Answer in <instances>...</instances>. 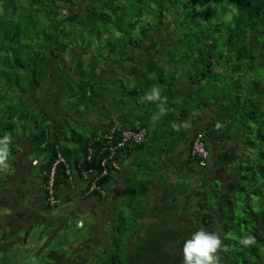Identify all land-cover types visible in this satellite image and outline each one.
<instances>
[{"label":"trees","instance_id":"obj_1","mask_svg":"<svg viewBox=\"0 0 264 264\" xmlns=\"http://www.w3.org/2000/svg\"><path fill=\"white\" fill-rule=\"evenodd\" d=\"M76 28L80 31L76 35L80 37L79 57L72 62L69 76L76 84V105L92 104L94 90L102 87L96 81V55L84 45L87 36L110 37L113 41L107 42L108 52L114 54L126 45L142 49L144 42L161 29L162 40L171 43L161 51V67L154 56L159 52L156 43L148 53L141 52L140 56L146 58L141 65L147 74L160 72L161 84L173 79L170 68L175 67L186 74L194 103L215 106L212 128L218 124V129L198 133L203 134L207 151L208 138L234 141L217 155L216 163L235 178L223 193L217 194L212 188L211 195L201 193L196 204L188 205L189 200L183 209L187 213L193 210L190 220L174 223L168 219L157 227L140 226L131 234L134 236L122 238V245L120 238H108L105 254L75 253L72 247L69 257L61 251L50 253L46 256L49 260L44 256L42 264H81L83 260L84 264H182L180 249L184 240L201 228L220 237L218 264H260L264 252V46L257 39H264V0H0V121L7 126L0 135L7 133L14 138L11 131L16 130V124L28 133L34 131L26 144L33 156L30 163L23 161L21 155L20 160L15 158L17 150L10 139V157L6 158V166H0V172L8 168L15 177L14 173L8 174L7 180L0 183V191L33 178L39 188L37 204L42 211L59 208L65 201L62 195L77 188V200L93 198L94 204L106 206L110 203V173L117 171L111 169L110 163H117L128 147H140L146 142H128L118 147L121 130L129 128L116 123L102 134L92 132L85 137L66 118L58 124L46 119L48 105L56 101L49 89L43 90L45 79L49 80L46 77L50 62L65 61L64 55L69 56L75 49L72 44L76 43V36L70 31ZM87 52L90 54L85 69L79 58ZM57 68L62 77L64 70L60 64ZM131 70L146 76L138 67ZM60 79L67 81L65 77ZM33 89L39 90L40 96L33 97ZM31 102L44 103L41 112L30 107ZM113 125L119 129L108 140L105 137ZM68 131L72 134L67 135ZM21 143L26 140L23 138ZM103 160L107 172L101 176ZM20 166L23 171L26 169L25 173L20 172ZM88 169L92 173H87ZM29 173L31 177L26 175ZM17 192L13 190L6 199L19 201ZM31 194L28 192L29 197ZM71 195L66 196L65 205L72 201ZM216 195H220L214 206L217 222L207 213ZM61 208L60 214L75 216L73 209ZM147 216L141 212L138 218L147 223L143 220ZM31 221L43 220L33 217ZM113 222L118 234L126 230L121 214ZM79 239L69 240L77 243ZM246 239L250 242L244 243ZM31 261L27 259L26 264Z\"/></svg>","mask_w":264,"mask_h":264},{"label":"crops","instance_id":"obj_2","mask_svg":"<svg viewBox=\"0 0 264 264\" xmlns=\"http://www.w3.org/2000/svg\"><path fill=\"white\" fill-rule=\"evenodd\" d=\"M161 33L162 30L158 29L153 39L145 41L140 50L126 45L119 53L111 54L108 52L109 43H106L104 46L105 56L102 55L103 52L99 53L88 40L85 42V47H89L90 51L96 55L94 57L97 58L98 65L95 71L97 73L96 81L102 84L100 89L94 90L92 104L76 105L72 103L74 100L73 89L76 88V84L69 76L72 71V62L79 57L78 43V48L72 49L69 56L65 57V61H58L56 64L50 62L46 77L49 80L45 79L44 82V92L49 89L52 93L50 95L53 97L59 94L55 103L48 105L47 109L48 118L46 119L52 124H58L63 118H66L69 122H73V127L88 129L87 137L92 132L102 134L111 123L129 129L139 126L146 129L144 145L128 147L129 149L123 152L117 160L119 169L110 173L108 194L113 207L112 215L116 212L119 200L127 199L129 196L134 200H139L142 204L150 205L151 202H154L163 208L171 205L184 211L183 208L189 200L191 201L188 205L196 204L198 196L201 193L211 195L212 188L217 194L218 192L223 193L235 178L227 168H219L216 163L217 155L231 147L233 140L206 139L209 159L205 168L197 167L189 157L190 144L196 133L218 129V124L212 128L215 106H198L194 103L193 97L189 95L191 88L186 74L175 67H169L172 70L173 79H167L163 84L160 82V72L147 74L144 71L145 67L141 65V62L145 63L146 58L140 56L141 52L148 53L151 45L158 44L159 52L154 56L156 60H159L161 67V51L171 45L169 41L162 40ZM89 54L87 52L79 58L85 69H87L85 66L89 61ZM65 62L66 68L64 67ZM59 64H62L64 68H62L64 70L62 77H65L68 82L65 80L63 82L60 79L62 77L57 70ZM168 66L169 64L166 63L165 67ZM134 67H138L142 73H146V76H138V73L131 70ZM117 74H120V77ZM50 86L51 88H49ZM154 86L159 88L160 98L157 101H149L145 99V93H149ZM54 88L55 92L52 91ZM30 92L35 98L40 96L39 90L33 89ZM161 102L165 109L163 112H160L158 107ZM8 105L10 106V103ZM42 105L44 103H30V107L33 106L38 112H41ZM154 115L157 116L155 120H153ZM75 116H78L82 121L75 120ZM18 128L21 129L20 126L16 127V129ZM21 130L23 131L22 136H24L25 130ZM22 140L20 139V142ZM16 155L15 158L20 160V154ZM25 171L20 166V172L25 173ZM26 175L31 177L30 173ZM20 184H25L24 180ZM33 184H37L36 181H33ZM11 187L12 190L19 189L14 185ZM216 196H213L211 203L213 206L207 213L212 215L213 220L217 222L218 215L214 206L219 202L220 195ZM81 200L83 199L79 198L77 201ZM86 200L92 201L93 198L83 201ZM210 202L207 201L208 205ZM128 206L136 205L129 203ZM192 211L189 213L184 211V213L192 215ZM152 213L149 212L148 216H151ZM156 213L159 214V211ZM195 219L198 221L199 217ZM260 264H264V253Z\"/></svg>","mask_w":264,"mask_h":264},{"label":"rangeland","instance_id":"obj_3","mask_svg":"<svg viewBox=\"0 0 264 264\" xmlns=\"http://www.w3.org/2000/svg\"><path fill=\"white\" fill-rule=\"evenodd\" d=\"M61 15V13L59 14ZM262 32V30L260 31ZM80 31L79 29H74L73 31H70V34L74 37L76 35H79ZM88 35V34H87ZM80 38L79 36H76V43H80L78 39ZM110 38V37H109ZM106 36H102L99 39H96L92 36H87L86 39L89 40V43H92V45L95 47V49L101 53L103 52V56H105V45L106 43L112 42L113 40L110 38L109 39ZM258 42L260 45L263 47L264 46V39L262 37H259ZM86 42V40H84ZM76 43L72 44L73 46L75 45L76 48ZM98 53V54H99ZM99 56V55H98ZM66 55H64L65 59ZM100 57V56H99ZM96 60V59H95ZM68 61V60H67ZM66 65V62L64 63V67ZM60 68L62 69L63 66L62 64L60 65ZM59 68V69H60ZM66 68V67H65ZM64 69V68H63ZM117 76L120 77V74H117ZM22 84V82H20ZM58 95H55L54 98H57ZM72 103L76 104L75 100L72 101ZM77 121H82L79 120L78 116H75L74 118ZM21 123V122H20ZM71 123H73L71 121ZM20 126L19 124H16ZM6 127V128H5ZM7 129V126L4 122L0 121V133L3 132L2 130ZM16 129V128H15ZM76 131L80 133L82 136L87 137L88 136V129H81V127H75ZM14 135V138H10L12 141V146L17 150V154H20L23 157V161L28 160L29 163L33 159V156L29 154L30 150V145L26 146L27 143H21L20 139H25L27 140V137L29 136V139L31 138L30 136L34 134V131L32 133H28L25 130V135L24 137L22 136V130L20 128L11 131ZM68 131L67 135H70ZM28 135V136H27ZM1 136V135H0ZM8 154H9V146L7 148ZM10 157V156H7ZM11 160V158L9 159ZM5 163H7L5 161ZM13 167V166H12ZM13 174L15 177V172H13L11 169L9 170L8 168L1 170L0 172V183L4 182L7 180L8 174ZM21 179V178H20ZM25 184H19V185H14L16 187H21V189H16L20 195V201H19V209H20V214H21V220L24 218V214H28L30 217H35L39 218V220H43L42 222H30L27 223L26 220H23L19 225L18 228H16V231L10 235L12 242H11V247L8 248L7 250L9 251L10 254H8L7 259L10 261L12 260L13 262L18 259V253L25 254L27 259H32L31 254H34L35 259L33 260L34 264H42L44 263V260L47 258L50 253H56L58 251H61L69 257L68 254L71 252V248L74 247V252L75 253H80V252H85L87 251L85 249V245H91V244H96L100 243L102 245H108V238H111L113 241L114 239H119L120 238V245L124 244V240L134 232L136 231L140 226L146 228L148 225L151 226H160L161 223H166L165 221L171 220L174 223H177V221L180 220H185L188 219L190 220L189 214H185L184 211H182L180 208H176L174 206H165V208L160 206H157L156 203L151 202L149 204H142L139 200L137 201L136 199H132V197L123 198L122 200H119L116 212H114V215L110 217V213L113 210L112 203H107L106 206H100L98 204H91L90 200L86 201H76L78 198L75 197L76 195L78 196V189H75L74 192L71 193H66L63 194L62 197L65 199L63 201V205L61 209L65 210H74L75 216H70V215H63L60 214L61 210L60 207L53 210L50 209L48 212L47 210H39L38 206L40 207V203H38V200L40 198V193L38 192V185L33 184L32 180L29 182V180L24 179ZM35 182V181H34ZM8 183V182H7ZM19 183V182H18ZM2 187V185H0ZM23 187V189H22ZM8 189L10 188H4V191L7 192ZM4 191H0V193H3ZM34 191V192H33ZM28 192L32 193L29 197ZM68 194H73L70 196L72 201H68V204L66 203V196ZM1 197V195H0ZM29 197V198H28ZM138 198V197H137ZM28 199L31 200L32 204L36 205V207H31L28 206ZM139 199V198H138ZM76 201V202H75ZM90 201V202H89ZM75 202V203H74ZM129 203H134L136 206L130 209V206H128ZM144 205V206H143ZM65 206V207H64ZM42 209V208H40ZM155 211V212H154ZM156 211H159V214L156 213ZM143 213H149L153 212L151 216H147L143 220L145 222H140L138 215ZM8 210L7 207L1 206L0 207V216L3 217V215L7 214ZM93 214V215H92ZM122 215L125 218L126 221V230L120 234L117 233L116 228L117 225L113 220L116 219L117 215ZM130 214V215H129ZM8 215V214H7ZM167 217V218H166ZM93 219L96 221V228L95 230L92 231L90 236H87L89 240H84L86 239L85 234L87 233L86 229L88 226L92 225ZM105 219V220H104ZM169 219V220H168ZM51 220V224H48L46 221ZM106 221V222H105ZM160 222V223H158ZM81 223V225H80ZM115 223V224H114ZM0 224L1 226H4V220L0 219ZM82 224L87 225L86 229L82 226ZM83 227V228H81ZM107 231H109L107 233ZM51 232V233H50ZM83 240H81L82 238ZM107 234V236H106ZM87 235V234H86ZM79 236V238H78ZM134 236V235H131ZM26 237V242L25 244H21L18 246L19 242H17L18 238H25ZM124 238V240L122 239ZM17 239V240H15ZM69 239H72L71 241H74L73 239H79L78 243H71ZM89 243V244H88ZM94 250V249H93ZM90 251H92V247H90ZM87 253V252H86ZM97 253V251H96ZM264 253V252H263ZM3 254V252L0 251V257ZM105 254V252L103 253ZM86 255V254H85ZM46 258H45V257ZM12 257V258H11ZM48 259V258H47ZM49 260V259H48ZM80 261V260H77Z\"/></svg>","mask_w":264,"mask_h":264},{"label":"clouds","instance_id":"obj_4","mask_svg":"<svg viewBox=\"0 0 264 264\" xmlns=\"http://www.w3.org/2000/svg\"><path fill=\"white\" fill-rule=\"evenodd\" d=\"M159 98L158 87L154 86L149 93H145V99L149 101H157ZM158 107L160 112L165 110L162 102ZM155 119H157L156 115L153 116V120ZM9 142L10 137L7 133L0 136V166H6ZM249 242L247 239L244 241V243ZM220 247L221 240L217 233L206 231L203 228L198 229L185 239L181 246L182 264H218L217 252Z\"/></svg>","mask_w":264,"mask_h":264},{"label":"flooded vegetation","instance_id":"obj_5","mask_svg":"<svg viewBox=\"0 0 264 264\" xmlns=\"http://www.w3.org/2000/svg\"><path fill=\"white\" fill-rule=\"evenodd\" d=\"M12 191H13L12 189H8L7 192L0 193V195H1L0 207L1 206L7 207V210H8V213H7L8 215L5 214V215H3V217L0 216V219H3L4 223H5L4 226H1V224H0V251L3 252V254L0 257V264H26L27 259H26L25 254L18 253V259H16L15 262H13L12 260L9 261L7 259L8 254H10L7 249L11 247L10 244L13 240V239H11L10 235L12 233H14V231H16V228H18V225L23 220H26L27 223L32 222L31 221L32 217H30L27 214L23 215L24 218L20 222V219H21V214H20V209H19V201L20 200L18 201V200L13 199V198L6 199V197H9L10 195H12L11 194ZM27 201H28V206L36 207L37 204L36 205H34V203L32 204L30 199H28ZM90 203L93 204V202H90ZM95 228H96V221H95V219H93L92 225L88 226L86 229L87 235L85 234L86 239H84V240H89L87 236H90V234L92 233L93 230H95ZM106 236H107V234H106ZM15 240H17V239H15ZM17 242H19L18 246H20L21 244L22 245L25 244L26 237L25 238H18ZM79 242L80 241H78L77 243L79 244ZM84 247L87 250V252L89 251V252L94 253V254H96V251H97V253L98 252L103 253V252H105V248H106V246H104L100 243H97V245L96 244H94V245L89 244V245H85ZM90 247H92V251H90ZM107 250H108V248H107ZM31 256H32V259H35L34 254H31ZM84 263H85V260H83L81 262V264H84ZM29 264H33V261H31Z\"/></svg>","mask_w":264,"mask_h":264},{"label":"built area","instance_id":"obj_6","mask_svg":"<svg viewBox=\"0 0 264 264\" xmlns=\"http://www.w3.org/2000/svg\"><path fill=\"white\" fill-rule=\"evenodd\" d=\"M118 129L119 128L116 125L111 126L109 133L105 138H107L108 140L113 139L114 133ZM120 135H121V139L117 144L118 147L123 146L124 143H128V142L133 144H142L146 141V129L142 126L138 127L136 130L123 129L121 130ZM189 156L197 167L204 168L206 166L207 161L209 159V153L204 146L203 134L196 133L195 136L193 137L189 149ZM88 162H89V158H88ZM101 164L103 167L101 176H104L107 172L105 168V160H103ZM110 165H111V169L113 170L119 169L118 164L115 162H111ZM86 172L92 173V169H88Z\"/></svg>","mask_w":264,"mask_h":264}]
</instances>
